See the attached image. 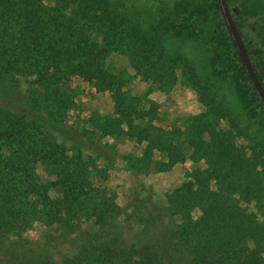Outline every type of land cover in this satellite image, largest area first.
<instances>
[{
  "label": "trees",
  "instance_id": "16d2710c",
  "mask_svg": "<svg viewBox=\"0 0 264 264\" xmlns=\"http://www.w3.org/2000/svg\"><path fill=\"white\" fill-rule=\"evenodd\" d=\"M211 5L218 11L216 0ZM231 11L237 25V14L232 7ZM131 21L128 8L119 9L116 0H0V235L14 230L18 235L8 246L9 239L0 243V264H177L176 255L187 258V264H264L260 253L242 243L245 230L259 235L264 227H254L255 219L244 217L232 199L233 194L245 193L259 197L257 202L264 201V181L250 169L251 161L239 156L235 163V156L220 139L222 134L211 132L215 144H202L199 149L213 165L220 159L228 162L226 175L236 180L225 191L211 190L194 175L195 186L175 190L166 196V204L152 200L141 189L130 194L127 207H120L90 181L89 167L81 159L82 146L77 149L82 140L100 142L105 137L124 136L151 144V148H164L159 128L148 120L140 122L149 116L125 96L126 76L108 61L118 44L119 24L126 26ZM137 22L140 46L150 48L152 56L138 63L146 70L139 71L140 77L149 79L157 68L174 76L179 68L176 55L161 60L167 53L166 43L179 37V31H167L158 23L148 33L143 22ZM221 26L222 37L218 43L212 41L206 75L195 77L197 86L207 95L216 84L226 85L242 116L229 119L231 129L240 128L248 140L264 142V108L245 77L222 20ZM226 49L235 59L236 78L216 69ZM76 79L98 92L110 93L114 112L107 116L91 112L82 123L68 121V112L76 103ZM154 79L161 80V75ZM169 80L173 84L172 77ZM212 107L216 109L217 102ZM134 117L136 121L131 120ZM106 146L84 145L94 153ZM70 147L77 150V159L66 157ZM40 158L55 168L63 189L61 199H51L48 190L34 185V160ZM151 158V150H146L141 160L149 164ZM195 209L200 212L197 219L192 217ZM177 216L182 220L179 225L172 223ZM82 219H94V227L83 232ZM34 220L46 229L41 251L77 233L80 243L75 254L59 261L34 255L21 235ZM134 225L141 227L136 242L130 243L125 235Z\"/></svg>",
  "mask_w": 264,
  "mask_h": 264
},
{
  "label": "rangeland",
  "instance_id": "374dc122",
  "mask_svg": "<svg viewBox=\"0 0 264 264\" xmlns=\"http://www.w3.org/2000/svg\"><path fill=\"white\" fill-rule=\"evenodd\" d=\"M228 1L237 14V26L251 51L254 67L264 82V0ZM212 2L213 0H116L119 9L123 5L128 8L132 21L126 26L123 22L119 24L118 44L108 61L115 71L126 76L129 84L123 92L132 106L136 109L143 108L151 119L138 121L148 120L152 126L158 127V135L164 146L163 149L151 148V144L124 136L105 137L100 142L82 140L77 149L82 146L81 159L89 167L90 181L95 188L105 193L106 198L115 200L120 207H127L130 194L141 189L152 200L166 204V196L173 194L175 190L184 185L195 186L196 181L192 178L194 175L201 183L209 184L213 191L231 188L236 179L226 175L228 162L220 159L213 165V161H209L208 156L199 149L202 144H215L216 140L212 141L211 132L223 135L220 139L227 145V151L235 156L237 165L239 156L245 161H251L254 165L250 169L264 181V142L248 140L241 135L240 128L231 129L233 125L229 119L242 117L235 95L226 85L218 84L210 94L205 95L204 92L201 93L195 80L197 76L206 75L212 41L218 43V37H222L223 33L220 13L212 7ZM139 20L148 33H153L158 23L167 31H179V37L166 43L167 53L163 54L161 60L167 61L168 57H172L170 54L176 55L173 57L179 68L174 76L171 73L165 74V69L157 68L153 69L149 79L143 80L140 77L139 71L146 73V70L138 67V63L152 59V56L150 48L140 46V34L136 28ZM185 36L187 37L184 38ZM221 59L217 62L216 69L221 68L228 77L236 78V62L227 49L222 53ZM157 75H161V80L154 79ZM171 77L173 84L169 80ZM239 82L243 84L241 80ZM74 83L76 103L68 112V121L79 119L82 123L88 121L91 112L100 116L114 112L110 93L98 92L80 79H76ZM1 98L0 96V102ZM215 102L217 108L213 109ZM131 120L136 121L135 117ZM99 144L107 145L99 153L85 148ZM214 144L213 147L216 148ZM146 150H151L152 153L149 164L141 160ZM65 155L68 159H77V150L71 148ZM51 165L46 158L34 160V185L42 191L48 190L49 197L57 200L62 198L63 189L58 182L56 170ZM234 169L236 170V166ZM231 195L230 193V197ZM257 198L259 197L256 195L249 196L245 193L241 196L232 195V199L239 203L243 216L254 218L253 226L263 229L264 201L257 202ZM199 215L200 212L195 209L192 217L197 219ZM94 223V219H82L81 230H91ZM167 223L171 227L172 223L179 225L182 220L177 216L174 222ZM139 227L141 226L134 225L133 230L125 235L130 243L136 242ZM45 231L44 226L34 220L33 224L21 232L34 255L59 261L65 255L75 254L80 243L77 233H70L41 251ZM16 233L14 230L0 235V243L9 239L6 242L8 246L11 241L18 240ZM242 243L249 251L260 253L264 260V233L253 235L245 230ZM1 249L0 246V253ZM180 258L182 260L177 262L176 259ZM175 262L187 264L188 261L187 258L176 255Z\"/></svg>",
  "mask_w": 264,
  "mask_h": 264
},
{
  "label": "water",
  "instance_id": "95a60500",
  "mask_svg": "<svg viewBox=\"0 0 264 264\" xmlns=\"http://www.w3.org/2000/svg\"><path fill=\"white\" fill-rule=\"evenodd\" d=\"M217 8L221 16V20L230 39L231 45L235 50L238 61L245 73V77L264 108V85L254 67L246 44L241 33L234 21L231 7L228 0H216Z\"/></svg>",
  "mask_w": 264,
  "mask_h": 264
}]
</instances>
